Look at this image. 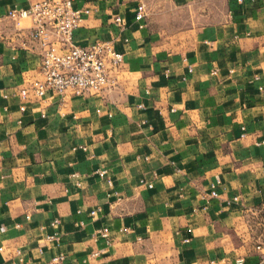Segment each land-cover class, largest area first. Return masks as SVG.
<instances>
[{"label":"crops","instance_id":"crops-1","mask_svg":"<svg viewBox=\"0 0 264 264\" xmlns=\"http://www.w3.org/2000/svg\"><path fill=\"white\" fill-rule=\"evenodd\" d=\"M71 1L89 8L73 42L110 41L122 61L97 91L36 97L29 22L0 21V264H254L264 0H168L192 20L223 5L219 19L170 32L142 0ZM28 2L0 0V16Z\"/></svg>","mask_w":264,"mask_h":264},{"label":"built area","instance_id":"built-area-1","mask_svg":"<svg viewBox=\"0 0 264 264\" xmlns=\"http://www.w3.org/2000/svg\"><path fill=\"white\" fill-rule=\"evenodd\" d=\"M26 8H11L7 10L0 21L5 17L18 26L21 19L29 22L26 39L33 42L38 48V73L40 79L30 83L29 88L36 97H41L46 91L57 94L70 92L81 94L84 91H97L111 84L108 76L110 68L117 67L122 56L115 51L112 43L107 40H93L86 45H77L73 42V32L80 25L83 17L89 13L87 7H75L71 0H28ZM241 1V0H237ZM146 9L139 1L133 13V19L141 27ZM113 22L121 26L118 16ZM19 31L21 30L18 27ZM26 46L25 43H22ZM100 174L103 171H99ZM150 186V182H146ZM213 187V185H212ZM211 195L216 191L211 189ZM94 211L91 210L90 213ZM98 233L109 242V234L105 228ZM54 234L45 235V239L54 238ZM256 248L260 244L255 245ZM94 253V252H93ZM58 255L55 258H60ZM242 259H235V264H241ZM261 256L254 264H263Z\"/></svg>","mask_w":264,"mask_h":264},{"label":"rangeland","instance_id":"rangeland-1","mask_svg":"<svg viewBox=\"0 0 264 264\" xmlns=\"http://www.w3.org/2000/svg\"><path fill=\"white\" fill-rule=\"evenodd\" d=\"M145 3L147 11L150 13V20L156 27H163L166 32L185 30L189 26H197L199 23L219 19V13L222 11L221 2H215L214 15L199 17L192 20L190 12L186 7L175 8L168 0H142ZM160 12V13H159Z\"/></svg>","mask_w":264,"mask_h":264}]
</instances>
